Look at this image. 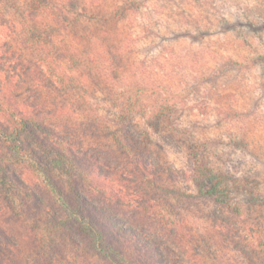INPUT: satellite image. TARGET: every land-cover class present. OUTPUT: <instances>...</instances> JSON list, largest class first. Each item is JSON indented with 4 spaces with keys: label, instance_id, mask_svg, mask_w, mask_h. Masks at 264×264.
<instances>
[{
    "label": "trees",
    "instance_id": "1",
    "mask_svg": "<svg viewBox=\"0 0 264 264\" xmlns=\"http://www.w3.org/2000/svg\"><path fill=\"white\" fill-rule=\"evenodd\" d=\"M147 1L0 0V264H69L77 251L87 253L90 264L98 258L105 264H191L175 257L173 245L182 243L169 236L176 229L156 238L150 225L143 227L145 213L159 214L168 225L162 209L170 206L150 200L152 137L134 118L143 116L154 131L165 127L172 112L169 85L152 79L145 88L126 77L139 67L133 58L140 36L179 32L182 25L202 29L192 19L149 11L143 32L131 31L127 16L134 23ZM179 9L175 16L187 15ZM227 21L230 27L239 22ZM148 92L154 97L146 101ZM186 146L192 196L240 214L232 199L250 195L247 184L215 169L199 144ZM23 220L22 232L16 222ZM222 229L228 225L216 228ZM258 244L252 264H264V242Z\"/></svg>",
    "mask_w": 264,
    "mask_h": 264
},
{
    "label": "rangeland",
    "instance_id": "2",
    "mask_svg": "<svg viewBox=\"0 0 264 264\" xmlns=\"http://www.w3.org/2000/svg\"><path fill=\"white\" fill-rule=\"evenodd\" d=\"M179 2L148 0L134 23L131 16L125 21L131 31L141 34V22L149 20L150 11L159 18L192 19L202 29L198 32L182 25L179 32L164 30L146 39L140 36L139 50L133 58V64L139 67L126 77L146 84L145 88H150L152 79L171 86L168 101L172 112L165 127L154 131L145 126L143 116L134 118L152 137L149 147L153 153L148 160L155 164L151 176L156 182L148 186L150 200L167 202L171 208L170 212L169 208L162 209L168 225L161 222L159 214L145 213L143 227L150 225L148 231L156 238L157 232L164 230L169 235V228L176 229L169 237L182 243L173 248L175 257L183 262H253L259 255L258 242H264V0ZM180 7L187 15H174ZM232 19L239 22L230 27L232 23L227 20ZM19 39L15 41L19 43ZM261 54L263 58H259ZM153 97L152 92L144 94L145 100ZM191 140L201 146L200 155L215 169L241 177L251 190L250 195L236 193L232 199L240 214L192 196L196 193L190 180L193 159L186 146ZM16 223L20 231H25L26 221ZM226 225L228 229L216 230ZM23 252L28 254L27 249ZM88 256L82 251L70 253L69 264H90L86 262ZM95 262L105 264L99 258Z\"/></svg>",
    "mask_w": 264,
    "mask_h": 264
}]
</instances>
